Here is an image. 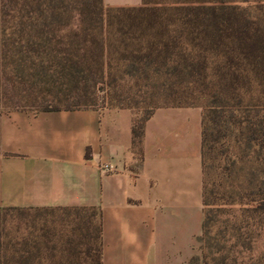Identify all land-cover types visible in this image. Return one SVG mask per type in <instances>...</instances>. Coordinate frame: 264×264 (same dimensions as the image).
<instances>
[{
  "label": "trees",
  "instance_id": "obj_1",
  "mask_svg": "<svg viewBox=\"0 0 264 264\" xmlns=\"http://www.w3.org/2000/svg\"><path fill=\"white\" fill-rule=\"evenodd\" d=\"M43 78L63 79L56 94L69 103L40 110H132L139 153L145 123L159 107L138 115L137 101L124 105L125 78L150 88L148 103L162 95L173 107H200L204 218L196 237L201 256L189 262L236 264L240 251L252 249L251 226L264 230L263 0H142L117 8L103 0H0V102L3 86L14 79ZM234 133L255 169L235 174L236 184L224 175L219 188L209 187L216 160L223 174L236 164L227 152ZM32 210L60 215L40 227L33 219L24 230L0 224V264H102L99 208L0 209ZM215 212L227 219L225 232L216 227L213 235ZM224 239L232 242L231 254Z\"/></svg>",
  "mask_w": 264,
  "mask_h": 264
},
{
  "label": "crops",
  "instance_id": "obj_2",
  "mask_svg": "<svg viewBox=\"0 0 264 264\" xmlns=\"http://www.w3.org/2000/svg\"><path fill=\"white\" fill-rule=\"evenodd\" d=\"M134 118L108 108L1 112L0 209L97 207L102 264L189 263L204 218L202 109L156 108L140 153Z\"/></svg>",
  "mask_w": 264,
  "mask_h": 264
},
{
  "label": "rangeland",
  "instance_id": "obj_3",
  "mask_svg": "<svg viewBox=\"0 0 264 264\" xmlns=\"http://www.w3.org/2000/svg\"><path fill=\"white\" fill-rule=\"evenodd\" d=\"M253 1V0H252ZM264 1V0H263ZM248 3H244L247 5ZM50 82L46 78L41 79H31L25 81H17L14 79L11 83L4 85L2 89V99L0 102V113L12 109H24L30 111H38L45 106L60 105L66 106L67 101H63V96L61 94H56L57 91L64 89L61 82L63 79H58L57 83H53L54 79L51 78ZM57 79V78H56ZM61 85V86H60ZM119 90L126 96L123 104L138 102L141 107L140 110H137L138 115L144 112L148 107H166L174 104L171 97H164L162 95H155L154 99L148 103V100H144L145 96L148 95L146 92H149L150 88L143 84L141 80H135L132 78H125L119 87ZM133 101V102H132ZM237 133L231 134L228 154L231 155L236 164L231 163L229 168H226L224 174L222 169L219 166L220 161H215V165L211 168L210 173L207 176V182L209 187H217L221 181L222 176L226 175L227 182L232 180V177L240 172L239 177L243 175L247 176L248 173L255 169V161L253 155L248 151L244 146H238L234 143V138ZM221 161L224 163V159L221 157ZM222 165V163H220ZM233 184L237 182L231 181ZM217 207V206H215ZM214 208V206H210ZM60 214L57 211H46V212H37V211H0V224L15 230L18 227H21V230H24L26 225H32L31 221L34 219L35 226L40 227L42 222L46 220L47 222L58 217ZM214 219L218 222H215L216 226L212 229V234L215 235L216 227L221 228L225 232V221L227 219V214H222L220 212L214 213ZM50 224V223H48ZM47 225V224H46ZM252 225V222L250 223ZM249 236L252 238V249L250 251L242 250L238 253V259L236 264H264V230L258 234V228L251 226V231ZM223 240L225 247V252H232V242ZM231 254V253H230ZM193 256H201L200 244L195 240V254ZM192 256V257H193ZM227 261H229L230 256H227ZM187 264H190L187 263ZM231 264H235L231 261Z\"/></svg>",
  "mask_w": 264,
  "mask_h": 264
},
{
  "label": "built area",
  "instance_id": "obj_4",
  "mask_svg": "<svg viewBox=\"0 0 264 264\" xmlns=\"http://www.w3.org/2000/svg\"><path fill=\"white\" fill-rule=\"evenodd\" d=\"M109 168V167H108Z\"/></svg>",
  "mask_w": 264,
  "mask_h": 264
}]
</instances>
